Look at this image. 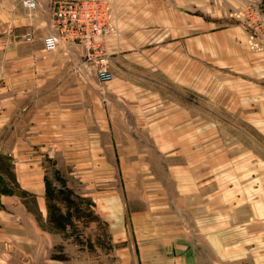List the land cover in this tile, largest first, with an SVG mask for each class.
Masks as SVG:
<instances>
[{
	"label": "crops",
	"instance_id": "0c3cea01",
	"mask_svg": "<svg viewBox=\"0 0 264 264\" xmlns=\"http://www.w3.org/2000/svg\"><path fill=\"white\" fill-rule=\"evenodd\" d=\"M59 1L0 0V264H67L53 172L110 264H264V42L243 19L264 0H113L108 83L81 44L45 51Z\"/></svg>",
	"mask_w": 264,
	"mask_h": 264
},
{
	"label": "built area",
	"instance_id": "2783aa9c",
	"mask_svg": "<svg viewBox=\"0 0 264 264\" xmlns=\"http://www.w3.org/2000/svg\"><path fill=\"white\" fill-rule=\"evenodd\" d=\"M30 10L37 9V0H21ZM116 8L113 0H61L56 3L53 16L54 33L44 39L46 52H56L62 44L78 43L84 47L83 64L91 66L101 82L113 80L111 55L105 39L113 31ZM244 25L250 31L252 49L264 42V10L247 6L243 11ZM27 40H32L28 35Z\"/></svg>",
	"mask_w": 264,
	"mask_h": 264
},
{
	"label": "rangeland",
	"instance_id": "374dc122",
	"mask_svg": "<svg viewBox=\"0 0 264 264\" xmlns=\"http://www.w3.org/2000/svg\"><path fill=\"white\" fill-rule=\"evenodd\" d=\"M19 2L22 5L21 0L15 2L5 0L4 3L8 10L21 6ZM23 8L25 7L23 6ZM28 35L32 36V34ZM28 35L24 37V40L33 41V36L32 40L26 39ZM5 37L6 35L0 32V41L4 40ZM2 169V174L9 179L11 186L14 187L15 182L7 161H2ZM53 173L55 174L54 184L56 190L57 192L60 190V192L54 193L52 197L51 211L55 225L43 226L54 231L52 237L57 251L54 256L64 259L67 264H110V258L106 257L105 254L114 245L108 226L104 225L93 214L90 200L81 199L74 191V193L72 191H62L65 181L61 178L60 173L58 175L56 172ZM27 201L30 203L32 200L27 198ZM26 251H30V249L27 248ZM19 262L20 264H26L24 260Z\"/></svg>",
	"mask_w": 264,
	"mask_h": 264
}]
</instances>
